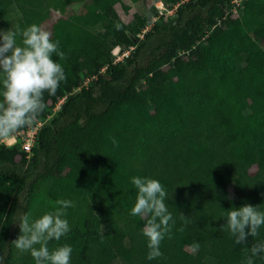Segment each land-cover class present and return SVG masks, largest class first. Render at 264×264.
<instances>
[{
    "label": "trees",
    "instance_id": "16d2710c",
    "mask_svg": "<svg viewBox=\"0 0 264 264\" xmlns=\"http://www.w3.org/2000/svg\"><path fill=\"white\" fill-rule=\"evenodd\" d=\"M125 1L148 10L124 22ZM232 1L0 0V19L10 7L20 15L14 29L37 24L59 41L65 58L53 59L67 76L45 93L30 152L0 143L2 264L15 263L17 221L59 199L75 202L71 231L49 248L70 244L71 264H244L264 228L235 245L223 217L244 204L264 211V0ZM114 48L130 52L114 63ZM136 175L162 183L175 221L153 261L145 220L129 215Z\"/></svg>",
    "mask_w": 264,
    "mask_h": 264
},
{
    "label": "clouds",
    "instance_id": "9594fccd",
    "mask_svg": "<svg viewBox=\"0 0 264 264\" xmlns=\"http://www.w3.org/2000/svg\"><path fill=\"white\" fill-rule=\"evenodd\" d=\"M54 54L61 60L65 58L59 41L37 24L23 30L0 29V138L7 139L18 129L34 124L46 109L45 93L55 95L66 81L64 67L53 59ZM130 182L136 189V198L129 215L145 220L141 229L148 249L145 259H161V242L170 236L175 223L167 204L168 192L158 179L148 176H132ZM74 207L73 200L59 199L39 218L24 214L17 221L20 234L13 241L15 248L30 254L34 264H71L72 246L65 243L50 249L49 242L68 236L71 225L66 214ZM224 212L223 227L235 245L246 246L247 238L258 236L264 228V211L259 205L244 204ZM189 247L196 254L200 245L193 242ZM245 251L244 264L264 261V241H257Z\"/></svg>",
    "mask_w": 264,
    "mask_h": 264
},
{
    "label": "rangeland",
    "instance_id": "374dc122",
    "mask_svg": "<svg viewBox=\"0 0 264 264\" xmlns=\"http://www.w3.org/2000/svg\"><path fill=\"white\" fill-rule=\"evenodd\" d=\"M154 5H155V8L157 10L158 17L161 16L164 20H167L169 18V16H171L173 14V11L166 9V7L160 1L155 2ZM175 7L176 6H174V10H175ZM115 9H116V12L119 15L120 19L124 22L130 21L132 18V15L134 13H137L139 11L142 12V11L148 10V8L144 4H142L141 2H138L136 4H132L128 1H125V2H122L121 4H118L115 7ZM19 18H20V15H19L18 11L16 10V8L10 7L9 9H7L5 16L2 19H0V29H3V30H8L9 28L14 29L18 25ZM118 49H120V48L113 49L112 54L114 56H115L114 53H117ZM123 52H126V51H123ZM127 52H130V51H127ZM120 53H121V51H120ZM87 82L83 85L87 86ZM240 107H241V109H245L246 105L244 103H240ZM41 126H42V123L36 122L34 126L32 125V128H30V130L27 129L25 131H17L12 136H10L9 138L2 139L0 141V143L4 144L6 146H11L17 142H19L21 144L22 139H25V138L27 139V137H28L27 133L29 136H32L33 134H35L37 132V130ZM235 186L243 188V183L238 180L235 182V185L230 187V194L232 196H234V187ZM176 245L179 247H182L183 243L181 241H178ZM22 254H24V253H21L17 250L16 255H15V263L14 264H19V260H20ZM2 263H3V260L0 261V264H2ZM113 264H118V263L115 262Z\"/></svg>",
    "mask_w": 264,
    "mask_h": 264
},
{
    "label": "built area",
    "instance_id": "2783aa9c",
    "mask_svg": "<svg viewBox=\"0 0 264 264\" xmlns=\"http://www.w3.org/2000/svg\"><path fill=\"white\" fill-rule=\"evenodd\" d=\"M186 1V0H184ZM233 3H237V0H233L232 1ZM171 12V11H170ZM115 49V48H114ZM115 56H114V63H118V62H121L123 61V59L125 57L128 56L129 52H123L121 51L120 53V49H118L117 53H114ZM87 82V80L84 82V84ZM61 103V101L56 105V109L57 110L59 108V104ZM27 139H22V149L26 152V153H29L30 150H31V146L33 144V137H34V134L32 136H29L28 133H27Z\"/></svg>",
    "mask_w": 264,
    "mask_h": 264
}]
</instances>
